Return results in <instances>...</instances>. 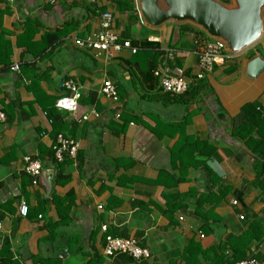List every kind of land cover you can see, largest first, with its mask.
<instances>
[{
  "label": "crops",
  "instance_id": "obj_1",
  "mask_svg": "<svg viewBox=\"0 0 264 264\" xmlns=\"http://www.w3.org/2000/svg\"><path fill=\"white\" fill-rule=\"evenodd\" d=\"M137 1L129 0L130 11L122 0H0V48L11 50L10 66L0 64L5 114L0 123V248L8 240L10 256L19 264L40 259L46 264H229L228 240L238 239L256 219L262 236L246 254L264 262V194L258 182L264 183V158H257L256 172L251 151L232 136L234 119L242 113L250 117L254 106L264 121V70L255 77L246 70L251 53L264 57V35L233 61L201 72L191 53L194 26L169 21L150 27ZM107 11L111 30L133 46L149 42L174 48L175 65L193 83L198 75L203 89L166 98L157 79L145 73L156 66L147 53L134 56L123 49L107 58L75 45L76 38L100 30ZM13 64L18 71L10 69ZM67 78L81 85L77 109H56L60 116L52 120L46 109L67 93L61 87ZM105 79L115 85L117 103L100 93ZM121 116L132 117L124 127ZM58 133L79 143L76 157L62 160L60 172L67 181L59 184L52 158ZM209 147L214 152L206 156ZM27 154L42 165L36 184L22 169ZM47 170L53 171L51 190ZM68 192L73 193L69 221L60 224L64 211L52 197L61 200ZM20 198L29 206L26 218L18 214ZM105 234L134 238L150 255L107 258Z\"/></svg>",
  "mask_w": 264,
  "mask_h": 264
},
{
  "label": "built area",
  "instance_id": "obj_2",
  "mask_svg": "<svg viewBox=\"0 0 264 264\" xmlns=\"http://www.w3.org/2000/svg\"><path fill=\"white\" fill-rule=\"evenodd\" d=\"M62 0H48L50 4L58 3ZM92 4H98L101 0H85ZM112 16L110 12L101 14V28L99 31L86 35L83 38H76L75 45L83 49L91 51L94 56L105 54L107 58H112L119 54L123 49H128L132 54L136 53L140 45L133 46L129 39H122L118 34L111 30ZM192 51L197 59V67L201 72L211 71L216 66H222L226 62L233 61L237 55L225 51L221 41L209 38L207 35L196 34L192 40ZM264 47V45H263ZM165 54L158 58L157 64L153 70V76L158 79V85L163 92L171 93L172 95H181L185 93L189 87L191 79H185L184 69L175 65L176 51L173 48H164ZM239 53V52H238ZM170 63V64H169ZM10 69L18 71V65L13 64ZM61 87L67 92L58 97L55 101V107L59 110L75 111L78 106V100L81 97V85L78 81L72 78L63 79ZM100 93L117 103L118 93L115 85L110 79H105L102 82ZM120 108H115V117L119 118ZM93 116H99L95 109L90 112ZM86 118V116H84ZM5 120V114L0 110V123ZM53 157L57 161H62L65 156L75 158L79 149V143L74 138L65 136L62 133L56 135L53 144ZM22 169L27 176L30 177L31 183L36 184L38 177L42 172L41 162L32 157L25 155L22 159ZM233 203H236L234 200ZM29 206L27 202L20 198L18 202V214L26 218L28 216ZM41 215H38L40 218ZM2 221L0 219V229ZM101 231L106 232V225L100 227ZM103 253L107 258H113L116 254H123L134 260H140L149 257V250L141 246L138 241L131 237H116L110 234H105ZM235 264H264L263 261L254 256H247L240 259Z\"/></svg>",
  "mask_w": 264,
  "mask_h": 264
},
{
  "label": "water",
  "instance_id": "obj_3",
  "mask_svg": "<svg viewBox=\"0 0 264 264\" xmlns=\"http://www.w3.org/2000/svg\"><path fill=\"white\" fill-rule=\"evenodd\" d=\"M137 8L150 27L169 21L191 24L209 38L221 41L230 53L242 51L264 35V0H138ZM248 60L250 77L264 70L261 54L253 52ZM45 175L51 190L53 171L47 170Z\"/></svg>",
  "mask_w": 264,
  "mask_h": 264
},
{
  "label": "trees",
  "instance_id": "obj_4",
  "mask_svg": "<svg viewBox=\"0 0 264 264\" xmlns=\"http://www.w3.org/2000/svg\"><path fill=\"white\" fill-rule=\"evenodd\" d=\"M221 2L227 3L229 2V0H219ZM123 2V9L126 10H130L132 11V6L131 3L129 2V0H122ZM184 27L186 28H191V25H185ZM193 28V27H192ZM195 30L194 35L196 34H203V32L199 29H196V27L193 28ZM51 43V42H49ZM45 45H48V42L46 41ZM193 47V46H192ZM171 48V47H170ZM45 49V46H43L41 49H38V54L43 52ZM174 49V48H173ZM140 51L147 53V55H149V57L152 59V65H156L155 61H157V58L164 56L165 51L163 48H160L157 44L156 45H152L149 42H145L144 44H141L139 46V49L137 50L136 53H134V56H140ZM10 55H11V50L6 47L3 46L0 48V64H4L3 66H10ZM153 70L154 67H152V69L149 70H145V73H148V76L150 77V79H157L153 76ZM185 75V74H184ZM198 75H196V82L193 83L192 81L189 83V87L187 89V91L181 95H172L171 93H167V92H163L160 88V90L162 91V93L165 95L166 98H171V99H178L180 98L182 95L184 94H191V95H196V93L200 92L201 89H203V86L201 85L202 83V79L197 77ZM158 81V79H157ZM195 84V85H194ZM160 87V86H159ZM56 101V100H55ZM55 101H53V103L48 106L49 108L46 109L47 112V116L50 117L52 120H57V118L60 116L59 113L57 112V108L55 107ZM90 101L92 103H95L96 101V97L95 95H91L90 96ZM218 115H221L220 112H217ZM122 113H120L121 115ZM120 117V116H119ZM127 120L132 117H126ZM121 120L123 121V124L121 125V127H124V124H126L128 121L125 119L124 116H121ZM232 136H234L235 138H240L244 141L245 145L247 146V148H249V150L251 151L252 155L254 156V164H253V168L255 169V171L257 172V158L258 159H262L264 158V121L262 119V115L257 113V107L254 106L252 107V115L250 117H246V115L244 113H242L239 117L234 119V122L232 123ZM59 134V133H58ZM57 135V134H56ZM56 137V136H55ZM55 139V138H54ZM193 144H197V141H194ZM199 144H201V142H199ZM214 152L213 147H209L208 152L206 154V156H211ZM53 149H52V156H53ZM53 158V162L55 163L56 167L58 168V172L56 175V183H64L65 181H67V177L62 178L61 176V172H60V167H61V163L62 161H57L56 159ZM64 159V158H63ZM264 167V166H263ZM264 168H261V171ZM259 182V186L263 191L264 194V183L262 181H258ZM255 185L257 187V178L255 180ZM72 192H68L67 195L64 197V199H59V198H55L54 196L52 197L54 202L57 205L58 210H63L64 212L62 213V215L60 216V224H66L69 221V206H70V200L72 197ZM60 213V212H59ZM257 229H260V225H259V221L252 220L249 224L248 229L238 238H231L228 240L229 243V249H230V253H231V257L229 260V264H235L236 261L240 260V259H244L247 257L246 251L248 250V246L251 242H256L257 240L261 239V230L259 231L258 235H257ZM71 237L67 238L66 241V247H70L71 244ZM221 244L218 245V248L220 249ZM216 250V248H215ZM118 255H123V254H116L115 256ZM114 256V257H115ZM125 257H127L126 255H123ZM256 257V256H254ZM130 258V257H129ZM257 258V257H256ZM258 259V258H257ZM260 260V259H259ZM47 262H45L44 260L40 259L38 261V264H46ZM0 264H19L18 262H16L15 260H13L10 256V252H9V244H8V240H4L2 247L0 248ZM57 264V263H56Z\"/></svg>",
  "mask_w": 264,
  "mask_h": 264
},
{
  "label": "rangeland",
  "instance_id": "obj_5",
  "mask_svg": "<svg viewBox=\"0 0 264 264\" xmlns=\"http://www.w3.org/2000/svg\"><path fill=\"white\" fill-rule=\"evenodd\" d=\"M260 39L256 40L255 42H253L250 46L254 45L255 43L259 42ZM248 48V47H247Z\"/></svg>",
  "mask_w": 264,
  "mask_h": 264
}]
</instances>
